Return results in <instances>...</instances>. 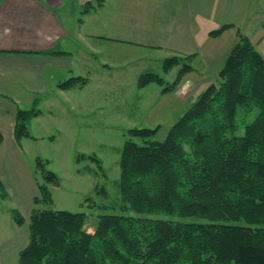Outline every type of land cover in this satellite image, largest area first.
<instances>
[{"label": "trees", "instance_id": "16d2710c", "mask_svg": "<svg viewBox=\"0 0 264 264\" xmlns=\"http://www.w3.org/2000/svg\"><path fill=\"white\" fill-rule=\"evenodd\" d=\"M90 10L85 8L82 14ZM232 26L209 35L217 38ZM179 65L173 84L148 73L140 77L139 87L157 84L164 94L175 91L192 66L176 56L163 62L165 73ZM218 79L163 142L148 140L157 129L129 131L143 143L127 140L122 148L118 207L122 214L99 216L89 232L85 213L35 207L29 241L17 264H264V58L249 37L239 33ZM86 84V78L75 76L58 87L67 91ZM239 109L246 115L258 110L242 135L237 134ZM41 114L36 108L17 109L18 145L34 138L29 125ZM3 142L0 132V146ZM48 165L49 161L36 159L35 174L42 178L37 182L36 206L51 205L49 185H61ZM0 194L5 198L1 180ZM11 214L17 225H25L16 209ZM189 218L205 222L186 221Z\"/></svg>", "mask_w": 264, "mask_h": 264}, {"label": "rangeland", "instance_id": "374dc122", "mask_svg": "<svg viewBox=\"0 0 264 264\" xmlns=\"http://www.w3.org/2000/svg\"><path fill=\"white\" fill-rule=\"evenodd\" d=\"M119 1L109 0L106 12L110 16L99 11L106 0H65L59 11L62 23L70 30L66 42L59 46L80 56L79 66L70 77L86 78L87 84L84 90L58 98L57 105L47 104L46 95H36L43 101L40 106L19 103L20 109L36 108L42 116L31 121L29 130L34 138L23 140L22 154L15 152L11 159H1L0 180L6 196L0 194V264L18 263L20 251L29 241V221L35 207L85 213L89 232L94 231L99 216L122 214L118 208L122 148L127 140L143 143L129 131L157 129L148 140L163 142L207 87L220 82L218 73L238 43L239 33L249 37L264 58V0H194L191 10L183 1L152 0L159 1L157 7L152 5L156 11L160 9L165 17L166 12L175 13L179 23V16L190 13L197 17L177 35L166 31L158 35V26L146 22H152L151 15H145L150 14L148 11H138L143 19L136 27L131 23L133 19L123 17ZM85 8H91L88 14L99 12L90 24L84 25L88 15L82 14ZM127 12L129 16L132 10ZM158 16L156 21L164 20ZM227 24L233 26L219 37L209 35ZM104 32L112 41L96 42L92 47V42L85 40L89 33ZM88 49L96 53L87 54ZM173 56L184 58L193 69L180 80L175 91L164 94L157 84L139 87L140 77L148 73L158 74L167 84H173L182 66L169 73L163 70L165 59ZM103 62L108 65L101 67ZM47 93L53 95L51 91ZM257 114L258 110L246 115L239 109L238 135L244 134L245 126ZM186 148L190 151L188 145ZM85 156L95 160L82 159ZM37 158L49 161L47 168L60 179V186L49 185L51 205H34V198L39 195L37 182H42L40 174H35ZM12 209L24 217L25 225L16 224ZM186 221L205 222L195 218Z\"/></svg>", "mask_w": 264, "mask_h": 264}, {"label": "crops", "instance_id": "0c3cea01", "mask_svg": "<svg viewBox=\"0 0 264 264\" xmlns=\"http://www.w3.org/2000/svg\"><path fill=\"white\" fill-rule=\"evenodd\" d=\"M182 1L188 3L187 7L190 10L195 7L194 0H179L180 3ZM64 2L65 0H0V132L4 136V142L0 146V163L1 159L10 158L12 153L22 154L23 141L18 145L14 138L15 116L17 109L20 108V102L40 106L43 101H39L36 95H46L47 104L57 105L58 98L68 96L75 90L80 91V89L64 91L58 87L60 82L65 81L64 79L71 78L70 75L79 66L80 57L73 51L62 50L59 46L66 42L70 34V30L62 23L59 16ZM158 3L159 1L152 0H120L118 5L123 17L136 21H131L136 27H139L137 25L143 19L142 13L138 14V11H148L150 14L145 13V15H151L152 22L145 21L153 27L158 26L155 27L158 35L165 31L177 35V32L185 30L188 22L191 26V22L195 20V16L190 13L179 16L180 23L174 17L175 13L166 12L165 17L159 13L160 9L156 11L153 7H157ZM108 4L109 0H106V5L99 11L102 10L110 16L108 11L106 12ZM129 10L132 12L128 16ZM99 11L88 14L84 25L90 24ZM157 16L164 20L156 21ZM88 35L85 40L92 42V47L96 42L112 41L106 32L103 35L93 33ZM141 45L147 46L143 43ZM95 53L88 49L87 54ZM87 58L90 59L88 56ZM103 65L108 63L103 62L101 67ZM48 91L53 95L47 96Z\"/></svg>", "mask_w": 264, "mask_h": 264}]
</instances>
